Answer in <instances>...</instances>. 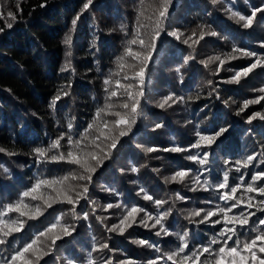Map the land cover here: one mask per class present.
Wrapping results in <instances>:
<instances>
[{
  "label": "trees",
  "instance_id": "trees-1",
  "mask_svg": "<svg viewBox=\"0 0 264 264\" xmlns=\"http://www.w3.org/2000/svg\"><path fill=\"white\" fill-rule=\"evenodd\" d=\"M85 2L47 0L46 6L40 7L44 0H0V13L4 14L0 16V28L4 29L0 31V147L7 150L0 154L16 153L10 156L18 167L0 187V205L16 201L23 192L20 191L31 187L37 179L60 177L75 170L74 165L63 162L36 163L32 149L46 147L66 132L73 139H78L83 125L67 129V123L76 120L64 114L65 111L79 115L86 113L83 121L87 127L96 110L104 105L106 93L103 82L116 70V57L122 54L125 42L130 38L129 32L135 26L140 0H94L90 9L81 15L76 30L71 32L72 44L66 45L64 40L72 28L71 22L81 12ZM261 2L221 0L220 4L213 6L210 0H173L167 22L168 31L179 29L187 36L194 30L198 33V26L203 24L209 25L223 38L206 37L193 49L174 37L162 35L159 42L161 54L149 63L147 69L143 115L138 119L133 133L124 138L118 154L110 162H105V167L97 173L90 186V199L100 207L93 214L94 205L82 201L81 206L77 207V214L82 216L88 212L89 219L73 221L69 206L54 205L43 217L28 221L24 232L15 234L14 239L10 237L11 244L6 246V251H0V255L10 254L15 248L22 247L37 232L43 231L60 217L63 218L62 223H75L78 231L52 257L46 258L48 264H65L70 258L75 259L77 264H88L91 259L103 264L109 257L114 264L129 260L146 264L161 253L177 250L181 244L179 236L184 231L189 232L190 248L207 245L222 225L190 223L186 219L188 213L197 208L223 206V201L218 199L220 193L214 186L222 180L226 170L232 169L229 173L232 185L240 182V175L244 176L246 184L254 172L264 171V164L260 163L264 160V121L257 119L251 124L247 122L248 115L264 111V101L250 105L240 115L236 114L244 100L261 95L255 90L264 87V71L258 69L250 78L236 85L225 83V80L250 64L251 58L229 62L218 75H213L215 64L205 68L199 61L229 53L233 45L264 54V48L260 46L264 40V22H258L255 28L246 30L225 12L226 8H232L248 14L253 6ZM8 11L17 14L15 21L7 17ZM9 22L13 23L11 29L6 28ZM190 55L195 59L185 63ZM69 60L71 69L61 71ZM209 80L213 82L212 85H209ZM68 84L71 85L70 89L67 88ZM62 87L73 94L72 103L58 109V101L55 109L50 108L51 100ZM213 87L216 91L209 96ZM170 93L185 99L171 107L158 108L156 105ZM197 96L200 98L196 99ZM225 100L229 101L227 106ZM157 123L163 127L153 130ZM223 127L229 128V131L207 149L208 171L201 175V180L207 178L213 187L208 191L192 192L189 190L193 186L190 179L183 184L165 182L167 177L182 168H191L193 175L199 174L201 166L187 160L186 156L204 149L180 153L164 149L177 145L187 148L195 142L196 131ZM62 144L65 146L62 150L66 151V140ZM150 147L157 151L147 152L146 149ZM253 154L258 155L252 166L242 168L239 173L234 170L236 160ZM225 161L229 163L225 164ZM0 165H4L3 159H0ZM132 167H137L139 172L132 173ZM141 187L154 199L168 203L157 209L155 204L144 200L143 195L139 194ZM108 188L115 189V193L106 191ZM177 195L188 199L179 200ZM109 203L139 205L154 215L171 209L167 224L172 234L157 236L155 233L158 229L141 226H135L123 236L108 233L104 225L116 223L123 214V209L117 208L104 211V206ZM16 215L13 213L9 218ZM97 216L107 219L102 224L96 219ZM259 218H264V214L257 213L253 219ZM251 234L249 230L241 229L239 238L244 241ZM139 239L156 244L160 251L134 243ZM105 242L110 250L92 252L94 245Z\"/></svg>",
  "mask_w": 264,
  "mask_h": 264
},
{
  "label": "snow or ice",
  "instance_id": "snow-or-ice-1",
  "mask_svg": "<svg viewBox=\"0 0 264 264\" xmlns=\"http://www.w3.org/2000/svg\"><path fill=\"white\" fill-rule=\"evenodd\" d=\"M93 2L94 0H86L81 12L72 20V28L64 40L66 45L72 44L71 32L76 30L81 15L90 9ZM172 2L173 0H140L135 26L129 32L130 38L126 40L122 54L116 57V70L103 82L106 93L104 105L96 110L92 121L79 134V138L73 139V136L66 132L54 139L48 146H38L32 149L36 163L63 162L74 165L75 170L60 177L37 179L31 187L20 193L16 201L0 205L3 208L0 211V251H6V246L11 244L10 237L14 239L15 234L25 231L28 221L43 217L54 205L69 206L68 210L73 221L78 219L87 221L89 219L88 212H84L82 216L77 214V207L81 206L82 201L94 205L93 214L96 208L100 207L94 200L90 199V186L93 185L97 173L105 167V162H110L118 154L120 146L125 142L124 138L133 133L138 119L143 115L142 109L146 101L144 86L147 69L149 63L161 54L159 42L162 35L174 37L193 49L206 37L223 38L219 32L212 30L209 25L203 24L198 26V33L194 30L187 36L179 29L168 31L167 22ZM46 3L47 0H44L40 7L46 6ZM220 3L221 0H210V4L213 6ZM17 7L19 8V4ZM225 12L243 29H253L258 22H264V0L258 6H253L248 14H243L232 8H226ZM3 15L0 13V16ZM7 17L15 21L17 14L8 11ZM12 27L13 23L6 24V28L11 29ZM0 31H4V29L0 28ZM260 46L264 48V40L260 42ZM240 58H251L252 62L235 71L225 80V83L240 85L242 81L250 78L256 70L264 71V54H258L256 51L236 45H233L229 53L211 56L200 60L199 63L205 68L215 64L216 68L213 75H218L229 62ZM194 59L195 57L190 55L185 63ZM69 69H71L70 60L66 61L61 71ZM176 71L179 72L180 69L177 68ZM181 82L183 81L181 80ZM208 83L212 85L213 82L209 80ZM67 88L70 89L71 85L68 84ZM215 91L216 88L213 87L209 96ZM255 91L261 95L255 99L244 100L238 106L237 115L244 113L250 105L264 101V87ZM69 95L70 92L62 87L51 100L49 107L55 109L57 102ZM199 98V96L196 97V99ZM217 98H219L218 93ZM184 99L175 93H170L156 106L165 109L182 102ZM224 104L227 106L229 101L225 100ZM257 119L264 121V111H256L248 115L247 122L251 124ZM73 127L72 122L67 123V129L71 130ZM162 127V124L157 123L153 130ZM228 131L229 128L227 127L218 130H198L195 132V142L187 148L177 145L164 149V151L176 153L188 152L191 149H204L202 152L197 151L195 155L186 156L187 160L201 166V169L198 170L199 174L193 175L191 168H182L167 177L165 182L183 184L190 179L193 186L189 190L192 192L208 191L209 188L213 187L207 178L201 180V175L208 171L209 152L207 149L216 144ZM65 140L67 143L66 151L62 150L65 147L62 141ZM6 151L5 148L0 147V153ZM146 151L151 153L157 149L150 147ZM7 154L15 155L16 153L8 152ZM257 155H248L242 160H236L234 170L239 173L242 168H249L257 159ZM224 163L228 164L229 162L225 161ZM260 163L264 164V160ZM0 167L3 166L0 165ZM4 171L7 172L8 169L5 168ZM121 171L124 170L121 169ZM130 171L138 173L139 169L132 167ZM230 171L232 169L226 170L222 180L214 186L215 190L220 193L218 199L223 201V206L216 205L212 209L197 208L190 211L186 217L190 223L222 225L220 231L209 240L207 245L202 244L195 248H190L188 243L189 232L184 231L179 236L181 244L177 250L161 253L155 259L148 260L146 264H161V262L167 261H170L171 264H264V218L253 219L257 213L264 214V171L254 172L250 182L246 184L244 183V176L240 175V182L234 185L230 184ZM106 191L115 193L113 188H108ZM238 193L240 194L238 195ZM139 194L143 195L144 200L155 204L157 209L168 203L166 200L154 199L143 187L140 188ZM177 199L185 200L188 197L177 195ZM207 203L210 204L211 201ZM113 208L123 209V214L116 223L110 226L104 225L108 233L123 236L135 226H141L158 229L155 233L157 236H170L172 234L169 231L170 225L167 224L171 209L159 211L154 215L139 205L109 203L104 206V211ZM13 213L17 214L15 218H9ZM62 219V217L57 218L55 223L50 224L43 231L37 232L32 239L24 243L22 247L12 250L10 254L0 255V264H42V262L48 264L46 258L52 257L55 251L78 231L75 223H62ZM96 219L103 224L107 217L97 216ZM241 229H247L252 233L247 240H240ZM134 243L154 249L157 252L160 251L156 244L147 240L139 239L135 240ZM105 249H109V244L106 242L94 245L92 252H101ZM89 255L91 256V252ZM65 264H77V262L70 258L66 260ZM88 264H97V262L91 259ZM103 264H114V262L109 257L103 261ZM118 264H136V262L119 261Z\"/></svg>",
  "mask_w": 264,
  "mask_h": 264
},
{
  "label": "rangeland",
  "instance_id": "rangeland-1",
  "mask_svg": "<svg viewBox=\"0 0 264 264\" xmlns=\"http://www.w3.org/2000/svg\"><path fill=\"white\" fill-rule=\"evenodd\" d=\"M100 1H102V0H100ZM71 98L74 99V96H73L72 93H70V95L67 96V97H63L58 103V105H59L58 109H60V107L62 105L65 106V107H68L72 103L71 102ZM64 114L71 115L72 118L74 120H76V122H74L73 125L77 126L79 124H82L83 125L82 128H83V131H84V129L86 128L84 126L86 124V122H84L83 120L86 119V117H85L86 113L82 114V115H79L77 112L69 113V112L65 111ZM90 116H88V117H90ZM68 118H70V117H68ZM0 159L4 160V165H2L3 167H0V182H1L0 183V187H1L2 185H4L8 181L9 177L11 176V174L13 172H15L18 169V167H16L15 161L13 160L12 156H10V155L0 154ZM5 168L8 169L7 172L4 171ZM22 191H24V190H21L20 192H22Z\"/></svg>",
  "mask_w": 264,
  "mask_h": 264
}]
</instances>
